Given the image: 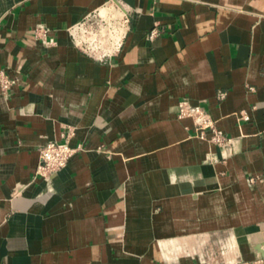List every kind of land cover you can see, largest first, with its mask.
<instances>
[{"label":"crops","instance_id":"obj_1","mask_svg":"<svg viewBox=\"0 0 264 264\" xmlns=\"http://www.w3.org/2000/svg\"><path fill=\"white\" fill-rule=\"evenodd\" d=\"M107 1L128 28L97 61L68 28ZM0 69V264H264V0H0Z\"/></svg>","mask_w":264,"mask_h":264},{"label":"built area","instance_id":"obj_2","mask_svg":"<svg viewBox=\"0 0 264 264\" xmlns=\"http://www.w3.org/2000/svg\"><path fill=\"white\" fill-rule=\"evenodd\" d=\"M114 6L120 16L112 17L108 14L109 22L105 17L99 15V9H95L88 13L81 21L68 28V33L74 46L88 57L102 61L104 58L114 55L121 45L122 39L127 31V13L128 9L120 2L107 1L101 7ZM125 7V8H124ZM40 35L44 43L48 44L45 36V31H40ZM154 30L151 31V35ZM14 84V78L8 76L5 70L0 69V90L7 92ZM247 91L253 90L252 86H247ZM218 98L223 97V93H218ZM177 118L190 119L194 136L200 139L206 137V132H209L208 141L216 144H225V139L215 127V120L209 113L199 105L191 106L189 103L181 99L177 103ZM237 122L246 121L248 115L243 111H238L236 114ZM72 135L71 130H66L60 135L58 141H47L38 149L36 165L34 167V175L41 178H47L53 173L62 169L68 158L78 147L68 145V138Z\"/></svg>","mask_w":264,"mask_h":264},{"label":"bare ground","instance_id":"obj_3","mask_svg":"<svg viewBox=\"0 0 264 264\" xmlns=\"http://www.w3.org/2000/svg\"><path fill=\"white\" fill-rule=\"evenodd\" d=\"M121 15V14H120ZM120 15H118V16H120ZM112 17H114V16H112ZM116 17V16H115ZM108 22H109V18L107 17V19H106ZM110 23V22H109ZM181 119V118H180Z\"/></svg>","mask_w":264,"mask_h":264}]
</instances>
